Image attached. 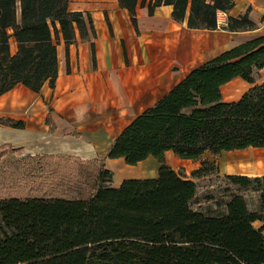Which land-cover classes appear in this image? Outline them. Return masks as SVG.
<instances>
[{"label":"trees","instance_id":"obj_1","mask_svg":"<svg viewBox=\"0 0 264 264\" xmlns=\"http://www.w3.org/2000/svg\"><path fill=\"white\" fill-rule=\"evenodd\" d=\"M152 15L160 5L189 29L215 30L217 12L233 0H118L136 26L137 4ZM68 0H0V95L16 85L38 93L57 76V45L67 47L76 31L85 38L81 12ZM229 32L257 28L247 14L227 16ZM16 50L11 53L10 39ZM264 36H259L192 69L152 107L135 117L114 139L106 158L135 165L158 162L154 177L125 179L112 187L113 173L100 161L66 155H26L28 159L71 163L88 187L86 197H8L0 199V264H264V175H225L238 190L257 194L254 210L245 197L229 192L223 211L195 210L193 179L210 174L203 162L188 178L164 161L172 151L185 160L250 147L264 148ZM241 78L251 87L224 102L221 87ZM0 126L23 129V121L0 118ZM10 146V147H9ZM10 144L0 146V158ZM259 226L255 227L254 223Z\"/></svg>","mask_w":264,"mask_h":264},{"label":"crops","instance_id":"obj_2","mask_svg":"<svg viewBox=\"0 0 264 264\" xmlns=\"http://www.w3.org/2000/svg\"><path fill=\"white\" fill-rule=\"evenodd\" d=\"M233 1L234 7L222 18L247 14L256 24L255 30L229 32L222 28L226 24L215 30L189 29L185 21L172 19L170 5H160L149 15L146 5L142 7L139 2L134 26L118 0H68V11L83 14L87 34L81 38L76 31L67 52L59 41L53 87L45 83L35 93L16 85L0 95V118L24 122L23 129L0 126L2 131L24 134L13 142L0 140V146L10 144L19 148L21 155H66L84 162L101 161L118 176L116 183H111L115 188L125 179L154 177L159 165L155 158L127 165L122 158H106V153L125 126L192 69L225 50L264 36V0ZM10 49L11 53L16 50L12 38ZM259 75L257 83L264 81V71ZM250 87L241 78H234L221 87L222 100L237 101ZM253 150L260 155L257 162ZM235 151L240 154L242 171L234 174L264 175L258 171L264 169V148ZM174 158L179 157L172 151L164 152L168 166V160ZM232 160L227 170H235Z\"/></svg>","mask_w":264,"mask_h":264},{"label":"rangeland","instance_id":"obj_3","mask_svg":"<svg viewBox=\"0 0 264 264\" xmlns=\"http://www.w3.org/2000/svg\"><path fill=\"white\" fill-rule=\"evenodd\" d=\"M264 32V28H262ZM262 77L264 75H261ZM21 132H7L0 130V140L13 142L17 137L23 136ZM10 147V146H9ZM7 153L0 158V199L12 196L16 197H86L88 187L84 179L71 173V163L63 164L59 161H53L50 165L45 166L43 161L31 160L25 155L20 154V149H9ZM11 147H13L11 145ZM253 150V158L257 162L260 155ZM239 152H222L216 155L206 153L198 160L169 159L168 164L175 171L188 178L191 173L200 168L203 162H211L215 167L208 176L193 179L197 186V194L192 203L195 210L201 211L207 215H214L224 210L219 207L220 201H226L229 192L241 193L247 202L248 208L254 210L257 205V194L250 190H238L236 186L230 184L225 175L241 173L242 165L239 162ZM238 158V160H236ZM235 161L233 167L235 170H227L228 165ZM123 163V162H122ZM114 167H112L113 170ZM259 172L264 169L258 170ZM155 176V175H154ZM151 177V176H149ZM118 176L112 177L113 184L116 183ZM255 227L259 223H254Z\"/></svg>","mask_w":264,"mask_h":264},{"label":"built area","instance_id":"obj_4","mask_svg":"<svg viewBox=\"0 0 264 264\" xmlns=\"http://www.w3.org/2000/svg\"><path fill=\"white\" fill-rule=\"evenodd\" d=\"M217 25L219 27V25H225L226 24V19H223L222 17H225V13L218 11L217 12Z\"/></svg>","mask_w":264,"mask_h":264}]
</instances>
